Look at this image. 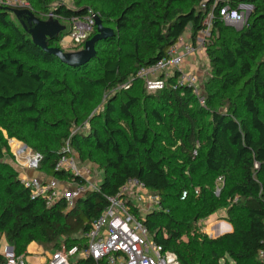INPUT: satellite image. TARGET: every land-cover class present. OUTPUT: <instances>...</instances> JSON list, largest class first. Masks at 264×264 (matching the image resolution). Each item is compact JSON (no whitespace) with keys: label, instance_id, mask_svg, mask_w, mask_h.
<instances>
[{"label":"trees","instance_id":"1","mask_svg":"<svg viewBox=\"0 0 264 264\" xmlns=\"http://www.w3.org/2000/svg\"><path fill=\"white\" fill-rule=\"evenodd\" d=\"M27 1L40 19L47 10L63 20L92 10L114 36L96 45L92 61L68 66L34 44L13 7L0 5V236L16 255H24L31 243L53 250L62 243L85 246L84 234L108 205V197L134 177L159 193L168 210L148 212L143 222L180 264H220L227 257L235 264H264L258 257L264 247V0L219 2L238 7L243 1L252 4L253 11L240 30L214 20L205 46L212 70L206 108L190 89L173 90V77L165 89L148 92L136 73L163 57L187 28L195 38L213 0H74L73 8L62 2L54 5V0ZM65 30L58 39H48V46L62 49ZM92 63L96 67L91 69ZM130 83H140L142 89L136 94L123 91L121 98L115 91ZM98 89L107 95L102 121L87 133H72V126L88 118ZM140 102L153 123L161 125L157 130L142 126ZM117 111L128 121L127 128L117 122ZM5 132L32 145L40 155L38 171L47 177L86 185L79 174L56 166L67 141L78 159L97 164L103 177L73 206L60 200L48 207L31 198L23 185L20 171L10 162ZM173 153L185 155L187 170L200 188L189 187L188 176L166 171ZM202 167L225 177L221 196L198 173ZM234 169L240 172L238 178L232 176ZM184 190L188 196L182 200ZM219 209H226L233 230L212 238L197 225ZM219 227L211 228L212 233L227 226ZM92 263L91 258L74 260Z\"/></svg>","mask_w":264,"mask_h":264},{"label":"built area","instance_id":"2","mask_svg":"<svg viewBox=\"0 0 264 264\" xmlns=\"http://www.w3.org/2000/svg\"><path fill=\"white\" fill-rule=\"evenodd\" d=\"M221 0H213V6L203 20V27L195 38L184 34L169 46L165 55L147 67L138 69L136 77L144 82L148 92L165 89L169 78L173 77L171 88L175 91L190 89L200 106L206 105V97L200 92L196 71L186 68L188 60L195 58L199 50L205 51L210 37L214 20L219 18L225 24H237L242 21L239 7L229 3L219 5ZM0 5L13 8H30L27 0H0ZM204 6V5H203ZM218 7V8H217ZM218 9V10H216ZM50 18L67 22L65 40L77 50L84 47L85 42L97 31L96 19L98 14L89 10L83 17H73L63 20L59 15L49 13ZM61 45V43H60ZM62 46V45H61ZM22 157V156H21ZM28 159V158H27ZM30 167L37 168L40 155L32 156ZM58 169L72 171L76 163L72 157V148L67 143L61 148V155L56 164ZM23 185L30 190L31 198L41 199L50 207L57 201L65 200L69 207L86 191V185L77 184L68 190L59 189L52 181L42 180L38 176L21 175ZM219 177V180H222ZM199 195V189H194ZM218 195L219 192H216ZM188 196L184 190L181 199ZM108 205L100 216L95 219L84 236L87 244L67 246L62 243L58 249L52 250L49 264H74L75 259L93 260L92 264H180L178 256L166 250L155 241L144 224V219L151 211H168L163 209L159 193L150 190L138 178L130 177L115 196L108 197ZM145 212V214H142ZM0 253L4 258L3 264H26L23 255L17 256L13 246L4 239L0 241ZM259 259L264 263V247L258 252Z\"/></svg>","mask_w":264,"mask_h":264},{"label":"rangeland","instance_id":"3","mask_svg":"<svg viewBox=\"0 0 264 264\" xmlns=\"http://www.w3.org/2000/svg\"><path fill=\"white\" fill-rule=\"evenodd\" d=\"M221 1L225 2L228 0H221ZM58 2H62L63 4L68 6L69 8L74 7V0H54L53 4L55 5ZM237 3H238L237 6L240 8V10L242 12V21L240 23H237V24H232V25L228 24V25L233 26L237 30H240V29L244 28L245 25L247 24V22L249 21V19L251 17V13L253 11V7L252 6H244L243 4L249 5V3H246L243 1L237 2ZM31 7H32V5H31ZM52 8H53L52 6H48L47 9H52ZM49 13H51V12H48V10H47L45 12H41L40 15L45 17L44 20H47L50 18L48 16ZM53 19H56V18H53ZM60 23L66 29L68 28L67 22H60ZM65 38L66 37L63 36L61 41H60V43L62 45V49L65 52L77 51V48L73 47L71 45V43H67V40H65ZM79 50H81V49H79ZM199 51H200V55H201V56L199 55L200 60H198V62H196V64H195L196 68H193V70L195 69L194 71H196V74L198 76L199 85L201 88L200 92L205 94V92L207 90L206 82L209 80V77L212 75V70L210 68V62H209L208 58H205V56H206L205 51H203V50H199ZM192 61H194V60L192 59ZM95 67H96V64L92 63L89 68L92 69ZM132 85H133V87H132ZM141 86L142 85L140 83L125 84L123 86L118 87L115 92L120 94L121 98H123L122 97L123 91H129L131 93L136 94L137 92L139 93V90L142 89ZM97 93H98V96H97L98 100L96 101L95 106L90 109V113H89L88 118L81 121L77 125L72 126L71 127L72 133H77V132L87 133L90 131L92 125L96 124L97 122L99 123L102 121L103 113L105 111V105H106V101H107V95H106L105 91H102L100 89H98ZM139 104H140L139 115H141L143 117L142 126L145 125L147 127L154 128V130H157L158 129L157 127H159L161 125L158 126V125H155L153 123L152 119L147 115L146 111L143 110V108L145 106L144 103L140 102ZM205 106H203V107H205ZM136 109H137V107H136ZM136 109H135V111H136ZM219 110L225 111V109H223V108H220ZM114 116L120 125H122L123 127H126V128L128 127V121L126 120V118L124 116H122L120 114L119 111H117L114 114ZM209 118H210V116L207 115L206 119L208 120ZM5 137L8 138V135L6 132H5ZM163 141L165 142V140H163ZM13 142H19L24 146L26 145L29 148V151H27L26 153L20 154L19 151L14 146ZM204 142H205L204 138H202L198 143V148H199V150L201 149V151L204 149V145H205ZM8 145L10 147V152L12 154L11 158H9L10 162L14 165V167L16 169H18L20 171L21 175L38 176L42 180H46L48 178L45 174L38 171L39 165L37 168L30 167L29 160L27 159V157L31 156V158H32V156H37V154H38L37 151L32 147V145H30V143H27L25 141H20L17 138H8ZM175 148H176V146L173 147V149H175ZM72 157L76 163V168L74 170H72L71 172H73L75 174H79L81 177H83L85 179L86 188H91V189L95 188L99 184V182L101 181V179L103 177V172L100 169V167L95 163L81 162L78 159V155L76 154V152L74 150H72ZM183 158H185V155H182L179 153H173L168 158V160L166 161L165 169L168 172H171V170H175L176 171L175 175L176 174H184L185 176H188L190 178V183L188 186L189 187H195V186H197L196 185L197 184L196 177L192 176L189 173V171L187 170V167H186L185 160H183ZM198 173L200 175H203L202 178L204 179V181H207L208 183H210V185L213 188V190L215 191V193L219 192L218 196L222 195V192L225 188V181H226L225 177L222 180H219V177H217L216 175L208 173L205 170V168H203V167L199 169ZM232 174H233L232 176L238 178L240 175V172H239V170L234 169L232 171ZM192 178H193V180H192ZM62 185H63L62 187H58L61 190H68L72 187H76V185L70 186L68 183H64ZM197 187H199V186H197ZM190 190H192V189H190ZM142 214H145V212H142ZM222 224H226V226H227L225 231H227L229 229H231V231L233 230L231 223L226 218V209H219L216 212V214H213V215L209 216L208 218L200 219L198 221L197 227L199 228L200 231L204 232L209 237L216 238V233H212L211 228L221 226ZM218 228H220V227H218ZM218 232H221V231H218ZM2 239H4V238L1 235L0 241ZM44 247H46V246H44ZM46 248H48L51 251L53 250V248H49V247H46ZM226 263L235 264L234 261L229 257H227L226 260L221 261L220 264H226Z\"/></svg>","mask_w":264,"mask_h":264},{"label":"water","instance_id":"4","mask_svg":"<svg viewBox=\"0 0 264 264\" xmlns=\"http://www.w3.org/2000/svg\"><path fill=\"white\" fill-rule=\"evenodd\" d=\"M243 5L252 6L251 4ZM13 13L28 31L34 44L46 53L58 58L63 64L72 67H78L92 61L97 55L96 45L114 36V30L105 26L102 20L97 17V31L85 42L84 47L81 50L65 52L60 47L48 46V39H58L60 33L65 29L58 19H40L28 8H13ZM230 232H232L230 229L221 233L217 232L216 237Z\"/></svg>","mask_w":264,"mask_h":264},{"label":"crops","instance_id":"5","mask_svg":"<svg viewBox=\"0 0 264 264\" xmlns=\"http://www.w3.org/2000/svg\"><path fill=\"white\" fill-rule=\"evenodd\" d=\"M184 35L186 37L191 36V30L190 28H187L186 31L184 32ZM200 55V51L198 52L197 56L195 58H191L188 60V63L186 64V68L193 70V68H196V62H198ZM201 56V55H200ZM205 58H207L205 56ZM192 59L194 61H192ZM195 70V69H194ZM47 181H52L56 184L57 187H62L64 183H68L70 186L72 185H77V183L73 182H66V181H58L54 178L48 177L46 179ZM219 227V226H218ZM230 227V226H229ZM231 230V229H230ZM51 250L48 248L37 244V243H31L28 248L26 253L23 255L24 257V262L27 264H49V257L51 255Z\"/></svg>","mask_w":264,"mask_h":264},{"label":"bare ground","instance_id":"6","mask_svg":"<svg viewBox=\"0 0 264 264\" xmlns=\"http://www.w3.org/2000/svg\"><path fill=\"white\" fill-rule=\"evenodd\" d=\"M14 146L16 147V149L19 151L20 154H23V153H26L27 151H29V148L22 145L21 143L19 142H13ZM28 159H31V156L30 157H27Z\"/></svg>","mask_w":264,"mask_h":264}]
</instances>
